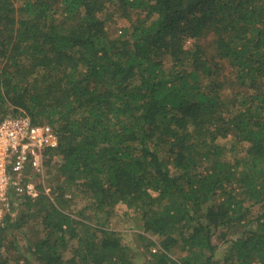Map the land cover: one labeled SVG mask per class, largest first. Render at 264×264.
<instances>
[{
  "label": "trees",
  "instance_id": "trees-1",
  "mask_svg": "<svg viewBox=\"0 0 264 264\" xmlns=\"http://www.w3.org/2000/svg\"><path fill=\"white\" fill-rule=\"evenodd\" d=\"M21 115L59 144L0 264H264V0H0Z\"/></svg>",
  "mask_w": 264,
  "mask_h": 264
},
{
  "label": "built area",
  "instance_id": "built-area-1",
  "mask_svg": "<svg viewBox=\"0 0 264 264\" xmlns=\"http://www.w3.org/2000/svg\"><path fill=\"white\" fill-rule=\"evenodd\" d=\"M59 144L50 125H35L28 116H8L0 121V228L11 211L10 188L17 196H37L32 182L43 175L45 161Z\"/></svg>",
  "mask_w": 264,
  "mask_h": 264
},
{
  "label": "rangeland",
  "instance_id": "rangeland-1",
  "mask_svg": "<svg viewBox=\"0 0 264 264\" xmlns=\"http://www.w3.org/2000/svg\"><path fill=\"white\" fill-rule=\"evenodd\" d=\"M122 24V22H121ZM49 171L48 168L44 169L43 175H35L32 177V182L36 186L37 191L41 189H44V191L49 192V176L47 175V172ZM82 205V203L80 204ZM126 207L124 205H119L116 209V214L111 219V226L110 229L112 231H115L119 234H125V238L123 239L124 245H127V243H131L134 241V234L137 232V230L134 227V224L132 221H129L128 218H126L125 211ZM137 216H135L136 219Z\"/></svg>",
  "mask_w": 264,
  "mask_h": 264
}]
</instances>
